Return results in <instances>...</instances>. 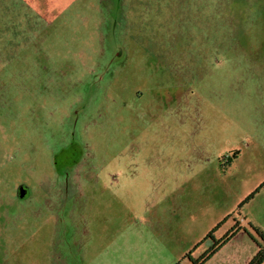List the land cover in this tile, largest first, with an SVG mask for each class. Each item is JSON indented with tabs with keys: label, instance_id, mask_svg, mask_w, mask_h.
Wrapping results in <instances>:
<instances>
[{
	"label": "rangeland",
	"instance_id": "374dc122",
	"mask_svg": "<svg viewBox=\"0 0 264 264\" xmlns=\"http://www.w3.org/2000/svg\"><path fill=\"white\" fill-rule=\"evenodd\" d=\"M263 180L264 0H0V264H193Z\"/></svg>",
	"mask_w": 264,
	"mask_h": 264
},
{
	"label": "trees",
	"instance_id": "16d2710c",
	"mask_svg": "<svg viewBox=\"0 0 264 264\" xmlns=\"http://www.w3.org/2000/svg\"><path fill=\"white\" fill-rule=\"evenodd\" d=\"M264 189V180L260 183L254 190L253 193L247 198V201L253 198V195L259 191V189ZM214 229L213 232H215ZM239 231H244L256 244V249L252 257L247 261L246 264H263L264 263V232L260 230L257 226L252 223L247 225L242 224L239 220H234L231 228L219 238H214L212 232H209L204 237L203 241L207 238L212 240V246L207 248L196 260H193V264H204L210 257H212L218 249L228 243L233 236ZM254 232V235L252 232ZM192 260V259H191Z\"/></svg>",
	"mask_w": 264,
	"mask_h": 264
},
{
	"label": "crops",
	"instance_id": "0c3cea01",
	"mask_svg": "<svg viewBox=\"0 0 264 264\" xmlns=\"http://www.w3.org/2000/svg\"><path fill=\"white\" fill-rule=\"evenodd\" d=\"M263 192H264V189H263ZM257 225L260 227V229L262 228V230H264L263 229V227L257 222ZM247 236L245 233H244V231H239L238 233H236L234 236H233V238L230 240V241H232L233 239H235V238H237V237H242V236ZM230 241L228 242V243H230ZM227 243V244H228ZM249 244H251V249H250V256L252 257V255L254 254V252H255V249H256V244H255V242L251 239V242L249 243ZM216 254V253H215ZM249 260V259H248ZM247 260V261H248ZM247 262H245V264H246ZM264 264V263H263Z\"/></svg>",
	"mask_w": 264,
	"mask_h": 264
}]
</instances>
